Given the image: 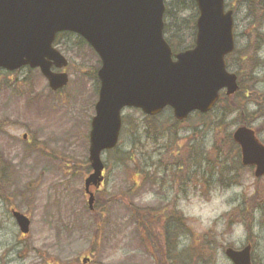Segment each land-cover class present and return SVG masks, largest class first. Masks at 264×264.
<instances>
[{"label":"rangeland","instance_id":"374dc122","mask_svg":"<svg viewBox=\"0 0 264 264\" xmlns=\"http://www.w3.org/2000/svg\"><path fill=\"white\" fill-rule=\"evenodd\" d=\"M225 3L234 11L235 51L227 58L228 71L237 74L239 52L253 40L259 42L253 72L241 75L257 101L246 102L245 110L237 109L228 117V132L246 125L264 144V40L255 37L257 33L264 37V11L257 15L258 20L262 18L259 30L251 14L261 4L264 8V0ZM195 10L184 14L191 24L186 34H180L184 37L180 50L194 46L193 23L199 15ZM74 40L61 37L56 44L69 61L65 70L69 84L61 92H52L39 70L0 71V125H5L0 130V154L12 173V183L0 198V264H161L156 239L155 246L141 243L143 232L133 221L128 199L163 216L178 210L188 222L191 234L174 232L179 258L175 264H232L226 249H242L248 242L254 247L253 264H264V178L256 179L251 168L241 169L234 171L236 184L213 185L206 193L198 183L191 187L171 184L161 168L151 175V184L143 183L132 165L119 158L132 149L138 156L148 151L152 165L165 141L147 142L144 136L138 143L136 132L144 130L146 116L135 109L123 110L119 146L102 155L105 183L95 196L104 205L97 215L89 211L84 182L90 173L89 133L99 95L100 60L88 47L75 52ZM172 119L169 108L159 116L161 123ZM195 121L193 115L189 126H195ZM179 133L183 139L190 130L183 126ZM201 141V149L209 150L213 134L200 136ZM146 144L148 148L143 147ZM12 210L29 217L28 235L19 231Z\"/></svg>","mask_w":264,"mask_h":264},{"label":"water","instance_id":"95a60500","mask_svg":"<svg viewBox=\"0 0 264 264\" xmlns=\"http://www.w3.org/2000/svg\"><path fill=\"white\" fill-rule=\"evenodd\" d=\"M194 1L199 11L195 46L175 54L164 35L166 0H0V70L39 69L51 91L64 89L69 75L61 71L68 60L54 47L64 32L82 37L101 61L89 135L92 172L85 179L90 210L104 181L102 155L118 146L124 109L154 117L171 108L175 119L184 121L212 111L221 92L232 96L239 89L226 63L235 50L233 11L225 0ZM233 139L243 165L263 177L264 145L255 132L240 127ZM13 216L27 235L30 219L20 212ZM225 254L233 264H252L250 246L228 248Z\"/></svg>","mask_w":264,"mask_h":264},{"label":"trees","instance_id":"16d2710c","mask_svg":"<svg viewBox=\"0 0 264 264\" xmlns=\"http://www.w3.org/2000/svg\"><path fill=\"white\" fill-rule=\"evenodd\" d=\"M258 1L260 0L251 2V4H255ZM261 7L262 4L258 8H253L251 13L257 20L258 30L262 23V18L258 20L257 15L259 16L264 11V8ZM191 9H196L195 11L197 12L196 3L193 0H167L166 2L164 34L174 51H178L182 47V44H184V37L180 38V34H186L185 30L189 29V25L191 24L190 20L185 19L184 14ZM193 24L196 26L195 21ZM258 34L255 37L258 40H264V37ZM63 36L75 37L72 44L75 52L88 47L94 53L84 39L70 33L59 35L56 41L57 45L59 39ZM258 44L259 42L255 39L248 44L244 51L239 52L240 65L237 71L238 78L240 77L239 91L230 97L222 95L217 106L211 112L207 114H194L195 122L197 123L195 126H189V121L192 120L193 115L184 122L172 119L170 122L164 123L160 122L159 116H146L143 125L144 130L141 131L139 129L136 132L140 138L138 143L141 142V138H144V136L147 142L152 139H156L159 142L161 140L165 141L160 149L162 153L158 157H154L158 158L156 163L151 165L152 157L150 153H147L148 151L138 156L134 149L123 153L119 161L125 164L130 163L133 167L132 171L136 172L137 176L145 184H151V175L154 171L161 168L166 175L170 176L171 184L178 183L179 186L185 185L191 187L192 184L197 185L198 183L202 186V190L205 189L207 191L206 193L211 191L213 185L225 187L227 184H236L238 176L234 174V171L244 170L245 168L241 165L240 149L234 142L232 133L228 132L229 124L227 120L231 114L238 111L237 109L245 110L246 102L251 101L253 103L257 101L256 97H252L257 94L253 92V89L245 87L241 75L243 72L250 74L253 72L257 62L256 52L258 51ZM95 75L96 73L94 72ZM4 126L3 122L2 126L0 125V130H3ZM183 126L190 130V134L184 137L186 138L185 140L184 138L179 139V130ZM207 134H213L212 146L209 150L205 148L201 149L202 141L200 143V136H206ZM147 144L143 147L148 148ZM1 155L0 198L5 196L6 190L12 183L11 168L7 165L6 159L2 158ZM142 162L145 166H141ZM235 165L237 166L235 167ZM151 166L155 167L154 170L151 169ZM235 168L236 170H234ZM259 197L261 198L258 195ZM96 201L97 205L94 208L93 214L97 215L102 209L101 205H104V203H102L103 200L98 195ZM127 202L133 221L136 223L138 229L143 232L139 236L141 243L144 246L148 244L155 246L158 243L161 246L159 253L162 260L161 264H175L179 258L175 254L178 247L175 244L174 232L176 229H179L183 233L191 234L188 222L179 214L178 210L165 212L163 216L156 210L151 209V207H138L130 199ZM243 213L245 214V212ZM155 239L157 243L153 242ZM205 244L203 243V248ZM198 256L199 254L195 255V258Z\"/></svg>","mask_w":264,"mask_h":264},{"label":"flooded vegetation","instance_id":"af4514ba","mask_svg":"<svg viewBox=\"0 0 264 264\" xmlns=\"http://www.w3.org/2000/svg\"><path fill=\"white\" fill-rule=\"evenodd\" d=\"M61 35V34H60ZM59 37V36H58ZM64 38L65 37H67V41L68 42H70V36H63ZM58 39V38H57ZM187 49H183V50H180L179 49V51H175L176 53H179V52H183V51H186ZM26 68V67H25ZM23 69V68H22ZM3 71H5V70H3ZM6 72H8V71H6ZM10 73V72H9ZM253 170H254V168H253ZM248 245H250L251 247H252V255H253V253H254V247H253V243L252 242H248Z\"/></svg>","mask_w":264,"mask_h":264}]
</instances>
